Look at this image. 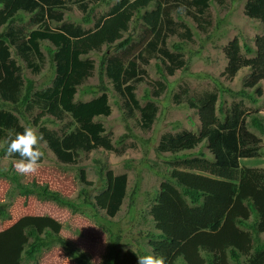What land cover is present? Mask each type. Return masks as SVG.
I'll list each match as a JSON object with an SVG mask.
<instances>
[{"label":"trees","instance_id":"obj_1","mask_svg":"<svg viewBox=\"0 0 264 264\" xmlns=\"http://www.w3.org/2000/svg\"><path fill=\"white\" fill-rule=\"evenodd\" d=\"M98 1L0 0V96L14 105L13 110L0 108V158L7 154L9 136L22 132L30 123L38 127L42 141L59 164L78 165L85 156L100 148L124 154L131 146L126 143V135L114 141L113 133L100 119L95 120L99 116L108 117L112 112L107 92L87 102H74L77 86L95 69V60L87 56L93 51L104 53L106 46L108 49L114 46V54L104 53L101 72L125 99L126 112L122 113V118L130 132L129 126L133 125L148 134L159 117L156 98L168 90V85L163 80H147L145 76L150 73L143 65L159 61L156 67L163 66L162 70L169 75L184 70L187 60L183 44L177 43L171 50L167 39L171 36L188 41L193 39V29L182 19L174 20L170 9L175 6L179 12L186 9L204 33L211 28L212 0H156V8L144 12L143 8L153 0H118L109 11L94 14ZM74 9L83 14L82 22L68 19V13H73ZM243 9L248 18L264 25V0H246ZM137 14L143 20V30L136 37L133 35L136 26L132 27L131 23ZM91 23V27L84 26ZM12 47L16 52L14 56ZM243 48L254 55L246 56ZM224 52L228 59L222 73L225 78L233 80L245 67H250L251 73L239 91L214 80V84L194 88L186 82L173 93L176 105H186L198 112L201 129L198 132L177 129L162 134L156 152L171 170L161 188L179 205L184 222L200 230L218 232L230 223L250 227V240L240 245L241 248L230 240L226 243L227 252L233 264H264V238L260 236L259 228L261 213L252 199L246 202L237 199L240 158L261 156V139L252 132L250 125L263 134L264 125L258 115L252 116L254 111L247 107L243 98L234 99L241 96L257 102L248 89L255 88L258 96L264 93V35L256 36L254 47L242 45L240 38L235 36L224 47ZM25 68L33 75L50 69L54 78L46 80L43 88L36 90L34 81L24 76ZM141 82L152 87L143 92L147 99L145 105L139 98ZM103 88L106 90L105 85ZM223 92L233 95L227 107L223 106L226 102L221 98ZM67 111L73 119L66 118ZM29 115L32 120L23 122L22 117ZM249 118L251 124H248ZM204 143L208 152L198 148L199 153H192ZM40 148L44 153L43 162L48 156L47 149L41 145ZM8 155L20 159L17 153ZM96 175L104 176L103 170L98 169ZM103 176L100 180H104ZM0 177H5L19 196L35 194L41 200L55 202L74 213L92 216L109 238L108 250L99 264H137L138 256L148 253L163 257L165 264H170L182 244L179 239L154 231L138 234L134 243H124V232L119 223L100 214L101 210L118 213L125 200L119 189L111 193L106 187H98L93 192L83 186L78 197L72 199L47 184L39 185L35 180L23 182L12 165L0 167ZM138 184L139 180L136 186ZM115 186L122 187L120 183ZM7 216V205L0 202V218ZM62 228L47 217L25 216L5 231L3 238L7 246L21 251L22 264L39 263L48 251L58 246L76 264H95L84 250L63 236ZM239 231L233 232L234 236ZM232 240L236 241V237ZM211 254L208 264L214 263Z\"/></svg>","mask_w":264,"mask_h":264},{"label":"rangeland","instance_id":"obj_2","mask_svg":"<svg viewBox=\"0 0 264 264\" xmlns=\"http://www.w3.org/2000/svg\"><path fill=\"white\" fill-rule=\"evenodd\" d=\"M117 1H98L95 4L94 14L109 11L111 5ZM245 1L223 0L221 4L219 0H212L209 35L190 24L195 31L196 39L189 42L186 39L183 40L177 37L168 39V47L171 50H174L175 44H183L182 48L187 60V67L184 70L176 71L174 75H169L165 70H162L164 69L163 66L160 69L156 67L160 64L159 61H154L151 64L150 75L146 79L154 82L163 80L168 85L167 92L165 91L159 98H156L160 112L152 132L143 134L139 129H135L130 132L132 136L125 139L126 143L131 146L124 154L119 155L103 149L95 150L87 157L85 156L84 160L78 165L61 166L56 164L50 153L35 173L24 175L29 179L46 182L53 189L72 199L78 197L83 186L91 188L93 192L98 187L102 189L106 187L111 193H115V190L119 189L125 195V200L118 213L110 210H103L102 212L101 210L100 214L107 215L120 223L119 226L124 231L123 242L127 244L129 242L134 243L137 234L149 231L166 233L180 239L182 244L173 254L170 264H208L210 253L214 257L213 264H233L229 252H227L229 249L226 243L231 240L241 248L240 245L250 240L251 237L248 239L250 231L232 223L219 232L200 230L185 225L179 214L180 209L177 203L167 193L159 191L160 184L168 178L171 169L168 168L169 165L164 164L162 158L157 155L156 150L161 134L166 131L177 129L198 131L200 129L201 123L198 112L186 105H176L173 100V93L178 91L181 84L187 82L191 88H194L207 83L214 84V80H217L223 86L234 91H239L244 87L243 83L251 72L250 67L242 68L233 80L225 78L222 73L227 64L224 46L228 42L238 36L242 45L248 44L254 47L256 36L264 35V25L256 20H251L244 13L243 4ZM224 3L225 5H223ZM225 6H229V8L224 9ZM191 10H194V8H191ZM68 14L69 20L82 22L83 14L78 9H74L73 13ZM171 16L175 20L182 19V21L188 23L192 20L186 9L181 12L173 9ZM131 24L132 27L136 26L133 35L139 36L143 30L140 15L135 16ZM84 26L91 27L92 24H84ZM103 50H106V48ZM111 52L114 53V49ZM242 52L246 56L254 55L246 52L244 48ZM101 55L102 53L92 54L97 65L101 62ZM44 70L41 78L37 77V84L46 80L49 81L52 72L50 69ZM27 75H30L29 72H27ZM140 88L142 91L139 98L145 104L147 99L143 96V92L146 89L151 90L152 87L147 82H143ZM254 89H248V93H253L257 102H252L250 98L241 96L234 97V99L240 100L243 98L247 107L254 111L252 116L259 115L264 123V95L258 96ZM221 98L226 100L223 106L227 107L233 100V95L223 92ZM112 103L115 109L107 125L109 130L113 131L115 141L118 137L127 133L128 128L122 118V109L119 108L122 106V100L116 96L113 97ZM250 118L248 124H251ZM34 129L38 131L36 127ZM250 129L261 138V156L243 160L237 199L246 202L248 198H254L257 201L256 203L261 210L260 236L264 238V134L252 125H250ZM38 135L40 134L38 133ZM41 145L45 148L43 142ZM201 149L205 150V147L203 146ZM16 162H12L5 155L0 159V166L8 167L9 164L13 163L15 165ZM98 169L103 170L104 180H100L102 176L96 175ZM138 180L139 189L134 201L132 192ZM117 183H120L122 187L116 188ZM0 202H5L9 209L8 218L3 221L0 220V264H22L20 262L21 251H18L15 247L7 246L3 236L5 231L25 216L47 217L62 225L61 233L63 236L68 238L76 247L84 250L95 264L102 262L108 250L109 238L92 216L74 213L67 207H61L54 202L19 197L10 189L8 181L4 179H0ZM130 202L135 205L132 209L138 211L135 220L130 218L131 215H136L134 212L129 211ZM233 226L239 229H234ZM238 230H240L239 233L234 236L233 232ZM234 237H236L237 242L232 240ZM218 247L221 249L219 250ZM34 264L75 263L61 247H54L40 259L39 263Z\"/></svg>","mask_w":264,"mask_h":264},{"label":"clouds","instance_id":"obj_3","mask_svg":"<svg viewBox=\"0 0 264 264\" xmlns=\"http://www.w3.org/2000/svg\"><path fill=\"white\" fill-rule=\"evenodd\" d=\"M166 2H168V1H166ZM166 4V3H165ZM171 4V2H168V5H170ZM114 5V4H113ZM113 5H111V7L113 6ZM156 0H153L147 7H145V8H143V9H145V10H153V9H155L156 8ZM110 7V8H111ZM169 9H170V7H169ZM173 9H175V10H179V9H177V7L175 6V7H173V8H171L170 9V16H171V11L173 10ZM195 9V8H194ZM110 10V9H109ZM144 10V11H145ZM143 11V12H144ZM100 14V13H99ZM136 16H138V14L136 15ZM135 17V16H134ZM172 17V16H171ZM173 18V17H172ZM134 19V18H133ZM140 19L142 20V18L140 17ZM174 19V18H173ZM191 19H192V17H191ZM175 20V19H174ZM186 22V21H185ZM190 27H191V25L190 24H193L194 26H195V28H197L198 30H200L198 27H197V25H196V23L194 22V20L192 19L191 20V22H186ZM92 24V23H91ZM142 26H143V20H142ZM88 28V27H87ZM192 28V27H191ZM200 31H202V30H200ZM203 32V31H202ZM210 32V31H209ZM209 32L208 33H205V34H207V35H209ZM171 37H177V36H171ZM170 38V37H169ZM168 38V39H169ZM177 38H179V37H177ZM168 39H167V42H168ZM180 39V38H179ZM194 39H196V37H195V31H194V29H193V39H192V41L194 40ZM184 40V39H183ZM187 42H189L188 40H186ZM229 43V42H228ZM227 43V44H228ZM226 44V45H227ZM225 45V46H226ZM167 46H168V43H167ZM224 46V47H225ZM106 48V51H108V56H111L112 54H114L115 53V48H114V46L111 48H107V46L105 47ZM44 48H43V46H42V50H43ZM112 49H114V53H112L111 52V50ZM11 50H12V56H14L15 54H16V52H15V48L14 47H12L11 48ZM105 51V52H106ZM104 52V53H105ZM94 53H100V52H96V51H93V52H91L87 57H89V58H91V59H94L95 60V58L94 57H92V54H94ZM104 53H102V55H101V61H102V59H103V55H104ZM225 56H226V54H225ZM227 58V57H226ZM19 62H20V64H22V65H24V62H22V60L21 59H19ZM227 63H228V59H227ZM152 64V63H151ZM151 64H149V65H143V67H144V69H146L147 70V72H149V69H150V67H151ZM227 65V64H226ZM101 62H100V64L99 65H97V62H96V60H95V69H94V71H93V74L90 76V77H88L86 80H85V82H83L82 84H80V85H78L77 86V92H76V94H75V96H74V102H87V101H90V100H92L93 98H95V97H99L100 95H102V93H104V92H107V94H108V97H109V104H110V106H111V110H112V112H111V114L108 116V117H105V116H99V117H95V120H98V119H100V121L104 124V126L107 128V130L108 131H111V130H109V128H108V125H107V122H108V120H109V118L111 117V115L113 114V112H114V109H115V107H114V105H113V103H112V100H113V97H116V96H118L121 100H122V106L121 107H119L120 109H122V113H125L126 112V109H125V106H124V104H125V99L122 97V96H120L117 92H116V90L114 89V87H113V84H112V82H111V80L106 76V74L105 73H102L101 72ZM226 67V66H225ZM27 72H29V76L27 75ZM239 73V72H238ZM251 73V72H250ZM23 74H24V76L26 77V78H29V79H32L33 81H34V86H35V89L36 90H38V89H42L43 88V86L47 83L46 81H44L43 83H40V84H37V77H40L41 78V75L43 74H38V75H33L32 73H31V70L30 69H28V68H25L24 69V71H23ZM97 77V78H96ZM147 76H145V78H146ZM248 77V76H247ZM53 78L54 77H50V79H52L53 80ZM141 83H143V82H141ZM106 86V90H104V88H103V86ZM262 87L264 88V81H263V83H262ZM264 90V89H263ZM137 92V91H136ZM167 92V91H166ZM163 94V93H162ZM263 95H264V93H263ZM262 95V96H263ZM116 104H118V102H116ZM143 105H145V104H143ZM0 108H4L5 110H7V109H11V110H13L14 109V105L12 104V103H9L8 101H6V100H4L1 96H0ZM258 117H260L259 115H258ZM32 118V116L31 115H29V116H25V117H22V119H23V122L27 119V120H32L31 119ZM53 118V117H52ZM66 118H70V119H73L74 117L73 116H71V113L69 112V111H67L66 112ZM260 119H261V121H262V123H263V120H262V118L260 117ZM200 120V119H199ZM43 121H45V119H43ZM200 123H201V121H200ZM44 125H46V122L44 123ZM263 125H264V123H263ZM154 126H155V123H154ZM34 127H36V126H33L31 123L30 124H27V126L23 129V131L22 132H16L14 135H12V136H9V138H8V141H7V148H6V152H7V154H5L6 156H8L11 160H12V162H14V161H17L16 163H15V165L13 164V163H11V164H9V166H14V168H15V170L18 172V174H19V176H20V179L23 181V182H29V181H32V180H35V181H37V183L39 184V185H43V184H47L51 189H53L48 183H46V182H40V181H38L37 179H29L27 176H25L24 174H30V173H35L39 168H40V166H41V164L43 163V162H45V160H46V158L48 157H46L45 158V160L43 161V162H41V160H42V157L44 156V153H43V151L41 150V148H40V145L42 144V142L45 144V148L47 149V154H52L51 156H53V152L49 149V148H47V145H46V143L44 142V141H42V137H41V134H40V131H39V129H38V127H36L37 129H38V131H36L35 129H34ZM130 127V129L133 131V130H135V129H138V128H135L133 125H130L129 126ZM128 128V127H127ZM200 129H201V125H200ZM199 129V130H200ZM258 129V128H257ZM190 130V129H189ZM198 130V131H199ZM169 131H172V130H169ZM192 131H194V132H198V131H195V130H192ZM260 131V130H259ZM40 134V135H38V133ZM112 133H113V131H111ZM166 132H168V131H166ZM253 132V131H252ZM261 132V131H260ZM129 133V134H128ZM165 133V132H164ZM253 133H255V132H253ZM262 133V132H261ZM130 130L128 129V132L127 133H125L124 135H126L125 136V139H127L128 137H130ZM163 134V133H162ZM162 134H161V136H162ZM256 134V133H255ZM263 134V133H262ZM257 135V134H256ZM113 136H114V134H113ZM123 136V135H122ZM161 136H160V138H161ZM258 136V135H257ZM259 137V136H258ZM260 138V137H259ZM261 139V138H260ZM159 142H160V140H159ZM205 147V150H202L203 152H208V149H207V147H206V144L204 143V144H202V145H200L199 147H197V148H195V149H193L192 151V153H199V151H198V148H202V147ZM262 146V145H261ZM41 147H42V145H41ZM100 149H103V148H100ZM49 150V151H48ZM103 150H105V149H103ZM200 150V149H199ZM108 151V150H107ZM111 152H114V151H111ZM260 152H261V150H260ZM13 153H17L18 155H19V157H20V159H15V158H11L8 154H13ZM4 155V156H5ZM3 156H1V158H2ZM257 157H259V156H257ZM0 158V159H1ZM53 158H54V162L56 163V164H59L58 162H56V159H55V157L53 156ZM248 158H254V157H242V158H240V160H239V162H240V177H241V171H242V163H243V160H245V159H248ZM61 166H63L64 164H60ZM8 166V167H9ZM1 167V166H0ZM1 168H7V167H5V166H3V167H1ZM169 176H170V171H169ZM0 179H4V180H6V181H8L5 177H0ZM167 180H168V178H167ZM240 180V179H239ZM8 184L10 185V189L17 195V196H19L18 195V192L16 191V190H14L13 188H12V186H11V184L9 183V181H8ZM238 184H239V181H238ZM138 186H135L134 187V189H133V192H132V198H133V200L135 201V197L137 196V194H138ZM53 190H55V189H53ZM56 191H58V190H56ZM159 191H163V192H165V193H167L168 195H169V197L170 198H172V196L168 193V192H166V191H164V190H162V188H161V184H160V188H159ZM58 192H60V191H58ZM61 193V192H60ZM62 194V193H61ZM63 195V194H62ZM64 196V195H63ZM19 197H22V198H35V199H39L35 194H31L30 196H19ZM69 198V197H68ZM173 199V198H172ZM248 199H252L255 203L257 202V201H255V199L254 198H248ZM39 200H41V199H39ZM41 201H47L48 202V200H41ZM173 201L175 202V200L173 199ZM49 202H52V201H49ZM1 203H4V204H6L5 202H1ZM55 203V202H54ZM7 205V204H6ZM58 205V204H57ZM178 205V204H177ZM256 205H257V207H258V209H259V211H261L260 210V208H259V206H258V204L256 203ZM135 207V205H133V203L132 202H130V208H129V211L131 212V213H135L136 215L135 216H133V215H131V220L132 219H136L137 218V210H133L132 208H134ZM178 207H179V205H178ZM179 209H180V207H179ZM7 211H8V216H9V209H8V207H7ZM261 213V212H260ZM180 216H181V218H182V221H183V223L185 224V225H188V226H192V227H196V226H193V225H190V224H187V223H185L184 222V219H183V216H182V213H181V210H180ZM8 216H7V218H8ZM107 216V215H106ZM107 218H111V217H109V216H107ZM6 219V218H5ZM5 219H2V218H0V220H5ZM113 220V219H112ZM252 219H250V221H251ZM115 221V220H114ZM117 222V221H116ZM119 225H120V223H119ZM238 226H240V227H242V228H245V229H247V230H249L250 231V227H247V226H244V224H238ZM120 227V226H119ZM121 228V227H120ZM197 228V227H196ZM259 228H260V226H259ZM122 229V228H121ZM124 232V231H123ZM212 232V231H211ZM219 232V231H218ZM163 234H166V233H163ZM260 234H261V232H260ZM138 235V234H137ZM166 235H168V234H166ZM168 236H171V235H168ZM173 237V236H172ZM177 239V238H176ZM180 240V239H179ZM181 241V240H180ZM59 247V246H58ZM64 251V250H63ZM65 252V251H64ZM66 254V253H65ZM173 257V256H172ZM70 258V257H69ZM71 259V258H70ZM74 263H75V261L73 260V259H71ZM171 260H172V258L170 259V261L169 262H171ZM76 264V263H75ZM137 264H165V261H164V259H163V257H160V256H157V255H154V254H151V253H148V254H145V255H141V256H138V260H137Z\"/></svg>","mask_w":264,"mask_h":264}]
</instances>
